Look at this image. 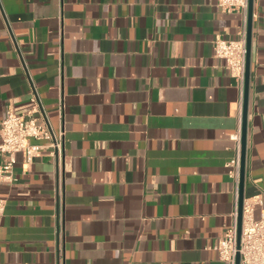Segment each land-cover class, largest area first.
<instances>
[{"label":"crops","instance_id":"0c3cea01","mask_svg":"<svg viewBox=\"0 0 264 264\" xmlns=\"http://www.w3.org/2000/svg\"><path fill=\"white\" fill-rule=\"evenodd\" d=\"M220 2L0 0V124L35 94L65 132L58 157L19 153L1 184L0 264H229L214 247L236 211L227 165L244 92L215 41L247 36L248 10ZM247 123L244 200L260 197L259 218L264 0Z\"/></svg>","mask_w":264,"mask_h":264},{"label":"built area","instance_id":"2783aa9c","mask_svg":"<svg viewBox=\"0 0 264 264\" xmlns=\"http://www.w3.org/2000/svg\"><path fill=\"white\" fill-rule=\"evenodd\" d=\"M220 6L241 7L248 10V0L234 1L221 0ZM215 56L225 62L231 76L238 87L244 92L246 64H247V36L244 30L238 40L217 39L215 41ZM33 107L26 115H16L8 112L0 124V188L6 180H13V171L16 164V155L21 153L27 164L33 162L39 151L50 149L53 156L62 151L65 141L63 127L59 133H55L45 116L41 103L34 94L31 99ZM64 110L63 100L59 102L60 116ZM242 119L240 113V129L231 136L236 144V156L228 163L229 175L234 181L236 211L234 221L225 231L223 238L214 250L221 261L236 264L237 255L240 256V264H264V211L259 218L254 215L255 208L262 204L260 197L245 199L243 202L242 228L240 244L238 245V206L240 197V168L242 152ZM31 140L45 142L46 144L33 145ZM5 214V201L0 194V228Z\"/></svg>","mask_w":264,"mask_h":264},{"label":"water","instance_id":"95a60500","mask_svg":"<svg viewBox=\"0 0 264 264\" xmlns=\"http://www.w3.org/2000/svg\"><path fill=\"white\" fill-rule=\"evenodd\" d=\"M253 6L254 0H249L248 3V29H247V64L244 87V107L242 119V152H241V168H240V197L238 206V245L240 244L243 202H244V187H245V158H246V141H247V122H248V107H249V80H250V57H251V41L253 28ZM58 157V154H57ZM236 264H240V256L237 255Z\"/></svg>","mask_w":264,"mask_h":264},{"label":"rangeland","instance_id":"374dc122","mask_svg":"<svg viewBox=\"0 0 264 264\" xmlns=\"http://www.w3.org/2000/svg\"><path fill=\"white\" fill-rule=\"evenodd\" d=\"M32 141V140H31Z\"/></svg>","mask_w":264,"mask_h":264}]
</instances>
